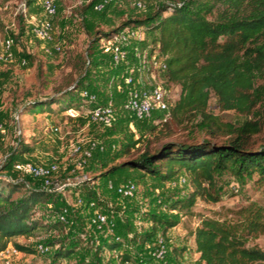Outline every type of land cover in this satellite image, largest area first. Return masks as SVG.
Returning a JSON list of instances; mask_svg holds the SVG:
<instances>
[{
    "label": "rangeland",
    "instance_id": "rangeland-1",
    "mask_svg": "<svg viewBox=\"0 0 264 264\" xmlns=\"http://www.w3.org/2000/svg\"><path fill=\"white\" fill-rule=\"evenodd\" d=\"M54 1L58 14L53 20L52 43L44 45L31 33L22 15L15 14L19 1L0 0V44L7 36H18L17 40L14 39L13 60L0 62V120L4 126L0 131V177L18 179L20 174L13 169L17 160L56 163L58 168L52 174V180L55 185H65L64 189L55 192L54 198L39 203L33 217L49 225L56 220L53 209L60 210L67 205L69 210L68 222L60 223L62 229L52 226L38 230L35 235L17 238L35 252H22L16 257V264H118L120 253L131 255L129 264H194L198 256L194 231L202 220H226L242 226L249 211L259 212L261 227L252 234H246L245 245L264 250V190L263 185L257 183L255 174L237 176L231 172H217L213 187L207 189L211 195L218 197L217 201L197 197L189 209H172L174 201L186 199L191 191L186 172L180 171L173 179L162 181L140 169L126 167L127 162L141 152L153 151L163 143L190 138L217 142L222 138L213 139L203 132L198 117L188 128L171 121V135L166 134V129L163 133L159 132L158 127L149 130L154 124L152 121L136 124L124 120L125 91L116 86L119 81L109 86L113 72L108 57L110 44L103 38L105 33L129 17H147L164 3L178 1L191 4L196 11L210 12L205 14L210 20H216L220 8L202 0H116L104 10L96 11L93 9L95 0ZM35 2L37 0L29 5V12L40 16L39 4L35 5ZM144 34L147 33L144 31ZM59 39L60 48L55 50L52 44ZM21 54L30 56V59L26 58L25 65L20 63L23 59ZM135 60L136 64L140 63L138 58ZM118 70L121 71L120 68ZM160 79L164 82L163 77ZM73 83H82L80 89L91 84L98 90L101 101L105 97L113 100L116 115L111 126H87L83 119H67L61 113L38 111V107L24 110V105L30 100L61 91ZM163 86L167 89L168 103H173L179 96V87L166 86L165 82ZM74 97L80 102L76 92ZM209 111L236 126L257 117V112L244 115L233 110H220L213 93L209 99ZM13 112L20 114L19 136L15 134L11 119ZM49 125L58 126L59 132L50 133L46 130ZM81 139L100 140L102 150H94L91 157L78 166L80 157L71 153L70 149ZM22 145H27L29 149L20 153ZM109 180L118 183L133 181L137 190L132 197L121 199L108 190ZM30 183L36 185L33 181ZM89 188L93 193L92 199L87 193ZM80 195L83 196L82 203L78 202ZM90 199L99 211L114 220L113 226L97 228L89 223L92 209L87 204ZM152 215L172 217L177 224L164 237L161 235L163 226L155 224ZM146 233L153 236L138 238ZM116 237L120 246L113 251L107 250L105 243L115 241ZM161 240L164 256L154 258L150 252ZM50 241H56V245H48ZM39 244L47 245L48 250L39 252L36 249ZM63 247L74 251L70 256L54 260L55 250Z\"/></svg>",
    "mask_w": 264,
    "mask_h": 264
},
{
    "label": "trees",
    "instance_id": "trees-1",
    "mask_svg": "<svg viewBox=\"0 0 264 264\" xmlns=\"http://www.w3.org/2000/svg\"><path fill=\"white\" fill-rule=\"evenodd\" d=\"M17 1L29 7L35 0ZM202 2H210L220 8L216 20L206 17L205 14L210 12L196 11L191 4L176 1L157 6L143 19L129 17L103 36L109 40L121 28L143 27L147 33L146 42L152 43V49H157L164 58L165 83L180 89L178 98L171 104L169 120L155 123V114L151 118L137 119L125 110L124 120L136 124L152 121L154 124L149 130L158 127L159 132L163 133L166 129V134L171 135V121L188 128L198 117L203 132L213 139L222 138L217 142L190 138L163 143L153 151H143L127 162L126 167L140 169L162 181L173 179L180 171L187 173L191 191L186 199L174 201L172 209H189L197 197L217 201L218 197L207 190L213 187L217 172L226 171L237 176L255 174L257 183L263 185L264 190V0ZM17 38L15 36L13 39ZM21 55L30 59L27 54ZM108 57L113 74L119 75L126 65L113 66L110 54ZM80 86L82 83H73L61 91L34 98L24 105V110L38 107V111L63 114L68 107L77 104L74 93ZM83 88L98 96V90L91 84ZM211 93L216 96L220 110H233L244 115L257 112V117L245 120L240 126L223 121L218 114L209 111ZM109 99L105 97L101 101L98 97V103H106ZM28 149L27 145H22L19 152ZM87 193L92 199L90 188ZM54 195L25 187L20 180L0 177V252L12 246L23 253H34L35 249L20 243L17 238L35 235L38 230L52 226L62 229L58 220L46 225L33 217L35 207L54 198ZM58 210L53 209V215ZM251 212H248L247 221L242 226L226 220H202L194 231L195 250L198 253L194 264H264V250L245 245L246 234H252L261 227V215ZM262 214L264 216V211ZM151 217L155 224L163 226L161 235L164 237L177 224L172 217ZM152 236V233H146L138 238ZM48 245L54 246L56 241H50ZM119 246L120 243L116 241L105 243L110 251ZM73 251L57 248L53 254L54 260L70 256ZM118 260V264H125L132 261V257L120 253Z\"/></svg>",
    "mask_w": 264,
    "mask_h": 264
},
{
    "label": "built area",
    "instance_id": "built-area-1",
    "mask_svg": "<svg viewBox=\"0 0 264 264\" xmlns=\"http://www.w3.org/2000/svg\"><path fill=\"white\" fill-rule=\"evenodd\" d=\"M116 0H95L93 9L102 11L108 4ZM41 15L37 16L29 12V7L23 2L17 5L15 14H21L23 19L29 24L31 33L39 39L44 45L52 43L51 35L53 31V20L58 14V6L54 0H37ZM143 27H124L121 28L114 36L107 40L110 44L109 54L112 65L117 66L121 63L126 65V68L119 74H113L110 79V84L123 89L126 94L123 103V110L137 119L151 118L153 114L158 113L154 122L159 123L171 118L170 107L168 103L163 82L160 77H163L166 65L164 58L159 54L157 49H152V45L146 42V34ZM146 33V32H145ZM52 44L53 49L59 50V44ZM145 42V44H144ZM14 39L7 36L0 44V62H9L14 58ZM47 50V49H46ZM135 58L139 59V64H136ZM22 65L26 64V59H21ZM152 79L156 80L155 82ZM164 80V78H163ZM123 86V88H122ZM168 86V84H166ZM168 88V87H167ZM1 90V87H0ZM80 102L76 105L68 107L63 115L67 119L79 120L83 119L85 125H99L101 127H109L113 124L116 115L113 100L110 98L106 103H98V96L95 92L88 89H76ZM11 119L14 123L15 134H21L20 114L13 112ZM4 126L0 120V131H3ZM46 130L50 133L57 134L58 126L49 125ZM102 150V145L98 139H81L71 146V153L79 155L80 159L77 162L81 166L86 159L91 157L94 149ZM58 165L53 162L46 164H38L30 159L17 160L13 163V169L20 174V177L15 180H20L25 187H33L44 190L46 192L55 193L63 191L65 185H55L52 180V174L57 171ZM11 178V177H10ZM9 178V179H10ZM30 181L36 183L32 185ZM184 181V179H183ZM76 185V184H73ZM107 188L113 191L115 195L121 199L130 198L136 192V184L133 181L127 180L117 184L112 181H107ZM83 196L78 197V202L82 203ZM84 202V201H83ZM89 209H92V214L89 217V223L92 226L101 228L102 226H113L114 220L105 212L99 211L95 207V202L89 200L87 204ZM68 206H63L55 215L56 220L60 223L68 222ZM116 237L115 241L117 242ZM39 252H46L48 246L39 244L36 246ZM22 252L10 246L0 252L1 264H16L15 259ZM154 258H162L164 256V245L162 240L160 244L150 252ZM60 264V263H57ZM125 264H129L127 261Z\"/></svg>",
    "mask_w": 264,
    "mask_h": 264
},
{
    "label": "crops",
    "instance_id": "crops-1",
    "mask_svg": "<svg viewBox=\"0 0 264 264\" xmlns=\"http://www.w3.org/2000/svg\"><path fill=\"white\" fill-rule=\"evenodd\" d=\"M34 4L36 5V4H38V3H37V2H35ZM152 81H153V82H155L156 80H155V79H154V80L152 79Z\"/></svg>",
    "mask_w": 264,
    "mask_h": 264
}]
</instances>
